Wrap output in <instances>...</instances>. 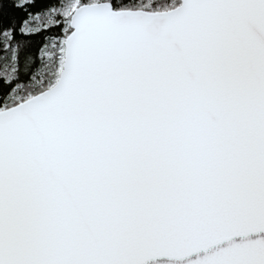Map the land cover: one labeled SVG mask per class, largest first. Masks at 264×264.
<instances>
[{
  "label": "snow or ice",
  "instance_id": "6c2138e0",
  "mask_svg": "<svg viewBox=\"0 0 264 264\" xmlns=\"http://www.w3.org/2000/svg\"><path fill=\"white\" fill-rule=\"evenodd\" d=\"M0 264H264V0H0Z\"/></svg>",
  "mask_w": 264,
  "mask_h": 264
},
{
  "label": "trees",
  "instance_id": "16d2710c",
  "mask_svg": "<svg viewBox=\"0 0 264 264\" xmlns=\"http://www.w3.org/2000/svg\"><path fill=\"white\" fill-rule=\"evenodd\" d=\"M11 11V10H10Z\"/></svg>",
  "mask_w": 264,
  "mask_h": 264
}]
</instances>
